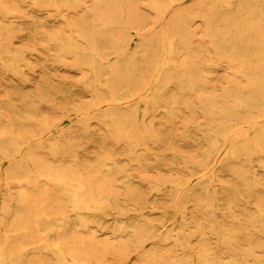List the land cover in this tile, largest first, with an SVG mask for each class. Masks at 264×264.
<instances>
[{
	"label": "bare ground",
	"instance_id": "1",
	"mask_svg": "<svg viewBox=\"0 0 264 264\" xmlns=\"http://www.w3.org/2000/svg\"><path fill=\"white\" fill-rule=\"evenodd\" d=\"M182 4L0 0L3 73L26 82L15 46L37 45L90 99L80 134L50 115L71 97L53 77L0 101V264H264V0Z\"/></svg>",
	"mask_w": 264,
	"mask_h": 264
},
{
	"label": "rangeland",
	"instance_id": "2",
	"mask_svg": "<svg viewBox=\"0 0 264 264\" xmlns=\"http://www.w3.org/2000/svg\"><path fill=\"white\" fill-rule=\"evenodd\" d=\"M191 2L192 0H182V3H183L182 6L186 7L190 5ZM18 5L20 6V8H22L19 12L21 15H23L26 11H29V8L26 6V4L19 2ZM144 16H145V22L147 21L146 26H151V23L153 22L152 13L146 11ZM21 22H24V20H22ZM24 24L25 23H23V25ZM24 26L26 27V25ZM55 26H58V25H55ZM134 38L135 37L133 36L129 50L133 49L136 45H138L139 39H134ZM26 42H28L27 37L22 39L19 44L21 43L24 44ZM15 47L26 49V51L23 54V58L26 59V62L30 64L32 69L31 70L26 69V68L21 69L22 70L21 76L23 77V79L26 80V82H22L11 75L3 73V71L0 68V101L1 100L7 101L8 99V101L10 102L12 101L13 103L17 104L18 99L16 97L18 94L16 93H19L21 95H28L32 93L33 91H35V87L43 85L42 79L44 78V75L49 76L51 78L53 77L52 83L55 86H59V88H64V90H66L67 93H69L71 97L66 102L61 101L58 98H55L54 103L59 108H65L67 111L65 112V114H61L59 111L57 112L51 111L50 115L52 118H55L56 126L58 127V129L63 130L64 128L71 127V129L73 130L72 133L80 134V131L78 130V128L75 126V123H74L77 118L75 117V113L73 112V110L70 109V108L75 107L76 105H80V103H87L90 100L88 95L85 92H83L82 88L78 85L80 75L73 73V71H71L70 69L64 68L62 66L59 67L53 64L50 56L47 53L42 52L38 48L37 45H26V46H15ZM30 48L32 49L35 48V50L29 51ZM212 75L215 77V81H216L218 78H222L223 76H225V71H223L220 67L216 69V71L213 72ZM142 109L143 108L140 105L139 106L140 112ZM9 110H11V108H6L5 106H2V104L0 103V111L8 112ZM183 115H185L186 117V114H183ZM91 126H92L91 129H93L94 131L98 130L96 126L94 125H91ZM196 140L200 143H203V140H201L198 137L196 138ZM98 144L99 143L97 142H85V141L83 142L82 141L81 145H78L77 147V154L75 158L76 161L86 162L90 160L91 157L93 156V153L96 151ZM178 145L182 146L183 152L185 151V153L187 154L195 152V148L192 145H187L186 143L183 144L181 141L178 142ZM169 157L170 156H168L167 158ZM116 160L120 162L121 165H128L127 164L128 161L125 160V158L121 155L116 156ZM258 161L259 159L254 158V161L251 164V167H252V171L258 177H261V176H264V173L258 167V163H259ZM0 166L4 169L8 166V164L5 161H0ZM134 171L135 170H133L131 173H133ZM159 174L165 178H168V176H170L169 172H167L165 168L162 169L159 172ZM225 179H227V177H225ZM136 181L137 179L134 178L131 182L134 183ZM148 199L150 203L162 201V199L160 198L154 199V197H152V195L150 194L148 195ZM1 200L2 198L0 197V202ZM129 217L127 218L131 220L132 219L131 216ZM98 219L106 220L104 222L105 226H111L113 224V219L111 215H106L102 217L100 216ZM128 219H125L124 221ZM102 232L103 231L101 230V232H98L97 234L101 236ZM126 263L134 264V258L132 257V255H130L127 258Z\"/></svg>",
	"mask_w": 264,
	"mask_h": 264
}]
</instances>
